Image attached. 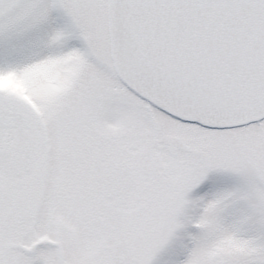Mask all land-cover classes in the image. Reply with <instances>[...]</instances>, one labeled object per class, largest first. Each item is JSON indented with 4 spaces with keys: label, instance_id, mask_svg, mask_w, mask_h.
Segmentation results:
<instances>
[{
    "label": "snow or ice",
    "instance_id": "obj_1",
    "mask_svg": "<svg viewBox=\"0 0 264 264\" xmlns=\"http://www.w3.org/2000/svg\"><path fill=\"white\" fill-rule=\"evenodd\" d=\"M0 264H264V0H0Z\"/></svg>",
    "mask_w": 264,
    "mask_h": 264
}]
</instances>
